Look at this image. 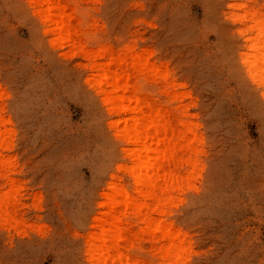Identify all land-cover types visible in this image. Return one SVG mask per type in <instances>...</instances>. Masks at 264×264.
<instances>
[{
  "label": "rangeland",
  "instance_id": "1",
  "mask_svg": "<svg viewBox=\"0 0 264 264\" xmlns=\"http://www.w3.org/2000/svg\"><path fill=\"white\" fill-rule=\"evenodd\" d=\"M48 2L0 0V264H103L109 213V264H264V0ZM110 73L174 148L152 199Z\"/></svg>",
  "mask_w": 264,
  "mask_h": 264
},
{
  "label": "bare ground",
  "instance_id": "2",
  "mask_svg": "<svg viewBox=\"0 0 264 264\" xmlns=\"http://www.w3.org/2000/svg\"><path fill=\"white\" fill-rule=\"evenodd\" d=\"M39 3H44L48 6V0H38ZM60 9L55 6L48 7V14L46 15L47 22H53L57 25L56 31L59 32L62 30V18L60 15L58 16V12ZM264 22L259 24V29L264 33ZM258 25V23H257ZM260 39V44H254L250 46L251 51L255 54L254 56L244 55L243 61L244 64L248 66V71L252 75L251 78L253 80L258 78V72H264V68L262 70L259 69V65L264 66V48L262 44L264 43V36L261 34L258 35ZM257 57V58H256ZM110 75H104V81L106 86L110 87V91L107 93V99H105V104H113V112H129L134 116L130 119L132 121L131 128L128 132L121 131L118 128L119 122L115 123V129L118 131V137L125 139L128 142H132L139 146L138 149H134L129 151L130 156L136 159L138 165L136 169H132V174L135 176L136 184L138 187L143 186L144 191H139V195L143 199H152L155 197L156 193H164L166 190L161 184L166 178H168V174L165 173L167 168V159L172 158L171 151L174 148H171L170 143L167 144L166 136L164 135V131L161 129V126H158V116L152 114H144L142 112L141 102L138 100L134 101L136 105L134 108L130 107L131 98H125V84L119 82L118 79L112 78V73ZM135 99V98H134ZM130 102V103H129ZM128 103V104H127ZM132 105V104H131ZM116 113V114H117ZM131 114V115H132ZM124 123V122H123ZM169 145V146H168ZM144 174V177L141 179L140 175ZM114 192V196H105L107 200H109L108 204L113 208L119 203L118 199L121 202H126L128 199L127 194L120 188H111ZM107 219L104 220H96L99 222V227L101 229V234L95 237V240H102V251L106 252V256L103 258V264H109L110 256H108L107 251L110 250V243L114 239L115 233L112 235V228L116 227L117 219L111 214H107ZM169 236V235H167ZM102 255V254H101ZM100 254H96V261L100 260ZM103 256V255H102ZM99 258V259H98ZM99 264V263H98ZM101 264V262H100Z\"/></svg>",
  "mask_w": 264,
  "mask_h": 264
}]
</instances>
